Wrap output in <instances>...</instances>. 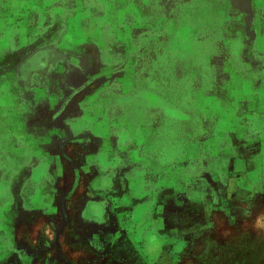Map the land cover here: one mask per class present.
<instances>
[{
    "label": "crops",
    "instance_id": "obj_1",
    "mask_svg": "<svg viewBox=\"0 0 264 264\" xmlns=\"http://www.w3.org/2000/svg\"><path fill=\"white\" fill-rule=\"evenodd\" d=\"M226 1V18L232 21L223 34L240 43L237 61L215 54L189 70L192 63L186 65L174 49L179 50L181 37L194 33L180 27L186 11L174 13L172 0H0V59L17 64L19 51L31 45L54 55L45 78L19 76L45 112L26 104L21 108L26 119L21 134L29 146L19 149L17 187L1 218L16 246H0V264H10L29 227L26 261L39 263L35 251L43 228L66 221L78 204L97 214L82 230L115 225L121 211L138 208L140 180L157 175L151 164L179 182L168 187L183 190L188 174L197 170L202 146L210 154L206 160L213 177L228 178V193H252L251 208L264 206V0ZM46 78L49 86H41ZM186 80L194 83V130L208 128L212 137L206 141L196 133L186 137L182 121L170 118L167 89ZM80 96L81 105H68L70 97ZM250 132L259 139L250 138ZM128 144L134 145L137 166L122 177L119 152ZM187 163H195L191 172ZM126 178H132L131 188L124 191ZM29 179L35 191L27 218ZM150 231L164 239L175 234L162 218Z\"/></svg>",
    "mask_w": 264,
    "mask_h": 264
},
{
    "label": "rangeland",
    "instance_id": "obj_2",
    "mask_svg": "<svg viewBox=\"0 0 264 264\" xmlns=\"http://www.w3.org/2000/svg\"><path fill=\"white\" fill-rule=\"evenodd\" d=\"M172 2L175 7L182 4L185 6L187 11L185 10L186 15L180 27H186L183 28L186 32L194 33L188 39L185 36L181 37L179 50L174 49L175 54L184 55L182 57L186 65L192 63L190 67L187 66L189 70H192V65L205 62V59L215 54L217 57L226 55L237 61L240 43L228 40L223 34L226 24L232 21L222 12L225 3L221 5L223 6L221 12L217 10L214 14L206 0H172ZM135 39L138 40V37L136 36ZM46 44L48 43L43 45ZM40 48L31 45L27 50H20L17 64H13L11 59L7 61L0 59V246L2 247L16 246V241L10 237L5 226L1 225V218L6 214V207L11 205L10 191L17 187L15 166L19 149L29 146L21 134V121L26 125L21 108L26 104L34 112L35 110L39 113L45 112L36 107L32 100L34 98L25 89V85L18 82L19 73L26 59L43 51ZM233 63H236L233 66L234 70L239 68L237 62ZM195 69L198 72L199 69ZM201 71L204 75L207 72L204 67H201ZM77 75L82 76L84 72L79 71ZM40 85L49 86L48 78L41 80ZM192 85L194 83L191 80H186L173 83L167 89L168 105L172 111L170 118L182 121L185 128L183 134L186 137L196 133L200 139L206 141L210 136L212 137L208 128L203 126L197 132L194 130L196 106L192 99ZM204 85L207 88L208 83L205 82ZM84 91L86 89H79L78 93ZM69 99L68 105H81V96L77 99L71 97ZM27 124L31 128L34 127L32 120ZM249 135L254 139L260 137L254 132H250ZM215 136L218 140H224L220 131H217ZM201 148L202 156L198 160L199 163L186 164V169L190 172L192 164L197 165V170L194 174H188L189 183L183 186V190L179 191L177 186L168 187V184L178 185L179 182L172 178L170 172H166V175L160 174L157 166L151 164L150 167L154 168L153 172L157 175L140 180L143 183L141 187L143 196L138 208L127 209L124 213L121 211L118 223L115 225L104 223L97 229L82 230L86 227L85 222L87 220L92 222L97 214L94 211H92L93 215L90 212L86 213L85 210L82 211L78 204L72 211H66V216L62 214L66 217V221L63 220L65 223L60 221L43 228V237L35 251L39 263L36 260L33 263L26 261L25 249L30 248L31 245L30 238L25 234L27 231L32 232L29 227L19 241L22 248L15 250L10 264H264V206L256 210L251 208L248 199L252 193L246 194L241 191L228 193V178L213 177L210 172L212 165L210 167L206 160L210 154L206 150L207 147ZM133 151L134 145L131 144L120 149L119 171L122 177L137 166L132 162L131 156L135 154ZM39 180L40 176L37 175L36 181ZM124 180L128 184H124L122 189L127 191L131 188L129 183L132 178ZM33 186L29 179L24 188L28 205L24 214L27 218H30L33 203L35 191ZM116 189L119 190L118 186ZM166 192H170L171 195L166 197ZM160 218L172 226L175 233L173 237L164 239L155 237L151 233L152 224Z\"/></svg>",
    "mask_w": 264,
    "mask_h": 264
},
{
    "label": "flooded vegetation",
    "instance_id": "obj_3",
    "mask_svg": "<svg viewBox=\"0 0 264 264\" xmlns=\"http://www.w3.org/2000/svg\"><path fill=\"white\" fill-rule=\"evenodd\" d=\"M209 3V7L212 11V13L216 14L217 10L219 13L221 12L223 5L225 3V9L222 10L224 12V15L226 16L227 13V1L226 0H206ZM223 3V4H222ZM184 8V9H183ZM185 6L182 5H176L174 9V13L176 14L180 13L181 11H185ZM187 11V10H186ZM186 13V12H185ZM50 50L44 49L43 51H40L38 53H35L34 55L28 57L23 65V69L21 71L20 77L27 78L32 75H42V77H46L48 64L50 63L51 57L53 58L54 55L50 53ZM26 70V72H25Z\"/></svg>",
    "mask_w": 264,
    "mask_h": 264
}]
</instances>
